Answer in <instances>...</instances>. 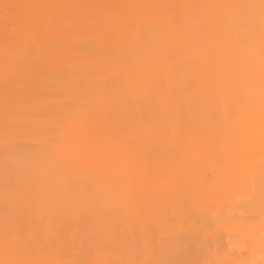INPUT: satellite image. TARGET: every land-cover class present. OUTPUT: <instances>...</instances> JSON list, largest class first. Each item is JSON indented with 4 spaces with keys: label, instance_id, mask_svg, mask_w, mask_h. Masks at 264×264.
Segmentation results:
<instances>
[{
    "label": "bare ground",
    "instance_id": "6f19581e",
    "mask_svg": "<svg viewBox=\"0 0 264 264\" xmlns=\"http://www.w3.org/2000/svg\"><path fill=\"white\" fill-rule=\"evenodd\" d=\"M0 264H264V0H0Z\"/></svg>",
    "mask_w": 264,
    "mask_h": 264
}]
</instances>
